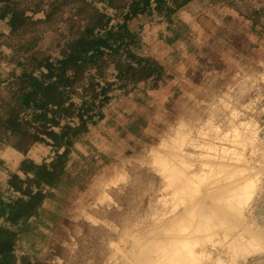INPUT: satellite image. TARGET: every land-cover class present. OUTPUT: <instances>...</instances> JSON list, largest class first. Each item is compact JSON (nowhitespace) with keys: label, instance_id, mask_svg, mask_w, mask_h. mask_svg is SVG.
Here are the masks:
<instances>
[{"label":"rangeland","instance_id":"rangeland-1","mask_svg":"<svg viewBox=\"0 0 264 264\" xmlns=\"http://www.w3.org/2000/svg\"><path fill=\"white\" fill-rule=\"evenodd\" d=\"M96 25L118 52L70 61L52 112L45 61ZM83 125L70 147L47 136ZM67 148L61 182L27 184ZM13 183L42 197L0 264H264V0H0V207Z\"/></svg>","mask_w":264,"mask_h":264},{"label":"trees","instance_id":"trees-1","mask_svg":"<svg viewBox=\"0 0 264 264\" xmlns=\"http://www.w3.org/2000/svg\"><path fill=\"white\" fill-rule=\"evenodd\" d=\"M16 17L13 16V20L15 21ZM98 20L104 19V16L99 15ZM96 26H91L86 30L85 39L83 41L85 42L86 47L83 45L82 48H77L73 50V55L66 57L65 59H62L59 61V66L54 67V65H51L49 62L44 63L45 68L48 70V74L50 75L51 79L54 80L51 85L52 87L43 88L42 92H53V96L51 98V101L49 104H52V112H57L64 108V106L67 103V99H65V96L70 93V90L73 87V80L77 76L76 70L73 68H69V62L70 61H76L79 63V61H82L85 57L90 58H96L100 54H104V50H112L118 52L119 46H116L118 44V37L111 33V31L107 32L105 37L98 38L97 40L91 39V34L94 33V30ZM90 37V38H89ZM97 41V42H94ZM70 70L71 72H69ZM56 71L58 73H56ZM69 72V73H68ZM67 74L70 76L67 77ZM44 75V74H43ZM42 75V76H43ZM66 76V77H65ZM60 83V87H57V84ZM102 99L100 100V105H103L108 100V97L106 96V91L104 90L101 93ZM36 93L33 92H26L21 94L18 97V101L22 102L23 105L32 108L38 106L36 99ZM99 96V95H98ZM44 105L41 107L42 111L45 113L47 112L48 105ZM87 112V111H86ZM89 112V111H88ZM100 114H91L90 113H83L81 114V119H83V124L86 125L87 122L90 123H96V117H99ZM87 117L86 120L84 118ZM11 122H16L18 120V115H14L13 118H10ZM81 126L78 128H71L68 126L66 129L64 128L63 132L60 134H57L55 132H49L47 136H49L53 142L54 146L57 150L61 149L62 147H70L73 145V143L80 138L81 134L85 131V126ZM14 135H24L25 137H30V133L28 131H25L24 134L23 131L18 130H12ZM37 139V137H36ZM65 154L58 153L55 161L50 165H42L37 166L34 163L26 162L24 168H26V172H35L34 179L29 180L27 184H32L38 182V186H41L42 184H47L48 186H53L54 183H59L62 180L64 169L60 170L57 173L58 167L62 166L65 167V163L67 161V154H68V148L64 152ZM21 181L17 176L14 177V182ZM20 184H24L23 181L20 182ZM13 186L15 188H18L19 192L22 193V198H18L17 201H13L11 203H8L7 205H2L0 209L4 212L8 209L10 213V219L16 224H26L28 219L32 217H36V208H37V201L40 197H42L41 192H33L30 190V188L23 189L21 186L17 185L16 183H13ZM27 225V224H26ZM25 225V226H26ZM26 229L21 230V232H12L6 229H0V252H3L4 250L5 254L4 257L6 258L9 249L12 248V245L14 242L18 240V238L22 235H26ZM20 235V236H19ZM19 236V237H18Z\"/></svg>","mask_w":264,"mask_h":264},{"label":"crops","instance_id":"crops-1","mask_svg":"<svg viewBox=\"0 0 264 264\" xmlns=\"http://www.w3.org/2000/svg\"><path fill=\"white\" fill-rule=\"evenodd\" d=\"M19 150V149H18ZM21 150V149H20ZM43 165H47V164H43ZM48 166H50V165H48ZM5 205H7V203L5 204ZM33 219H36V220H38V218L37 217H32V218H30V219H28V221H26L27 223V225L26 224H19V223H14L11 219H10V213H9V211H8V209L6 210V211H2L1 209H0V220L2 221L1 223H0V229H6V230H9V231H14V232H21V230H24V229H26V235H27V237H26V239L29 241L31 238H30V235L31 234H33V232H34V227H32L31 226V220H33ZM35 223V222H34ZM26 225V226H25ZM33 225V224H32ZM33 228V229H32Z\"/></svg>","mask_w":264,"mask_h":264},{"label":"bare ground","instance_id":"bare-ground-1","mask_svg":"<svg viewBox=\"0 0 264 264\" xmlns=\"http://www.w3.org/2000/svg\"><path fill=\"white\" fill-rule=\"evenodd\" d=\"M242 183H245V182H242ZM239 184H240V183H239ZM246 184H248V183H246ZM246 184H245L244 186H241L239 189H240V190H241V189H244V188L246 189V186H247ZM238 186H239V185H238ZM245 189H244V190H245ZM200 191H201V190H200ZM234 192H235V190H234ZM233 197H234V196H233Z\"/></svg>","mask_w":264,"mask_h":264}]
</instances>
